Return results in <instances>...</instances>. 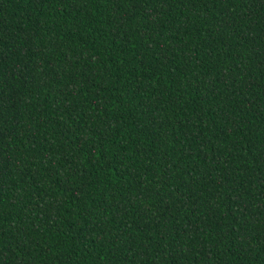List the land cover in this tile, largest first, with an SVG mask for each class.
Wrapping results in <instances>:
<instances>
[{"label":"trees","instance_id":"trees-1","mask_svg":"<svg viewBox=\"0 0 264 264\" xmlns=\"http://www.w3.org/2000/svg\"><path fill=\"white\" fill-rule=\"evenodd\" d=\"M0 264H264V0H0Z\"/></svg>","mask_w":264,"mask_h":264}]
</instances>
